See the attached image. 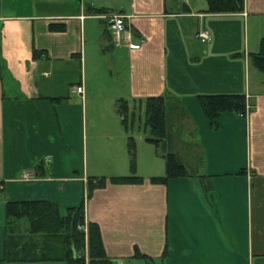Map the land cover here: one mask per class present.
<instances>
[{
	"label": "crops",
	"instance_id": "1",
	"mask_svg": "<svg viewBox=\"0 0 264 264\" xmlns=\"http://www.w3.org/2000/svg\"><path fill=\"white\" fill-rule=\"evenodd\" d=\"M185 7L0 0V264H65L4 260V205L15 201H46L62 215L83 205L112 264H131L135 248L147 264L164 252L166 264H264V75L249 59L264 37V0H244L237 14H207L203 1ZM115 15L126 25L118 35L108 26ZM219 94L245 95L246 117L222 114L211 127L197 97ZM161 95L184 108L192 140L179 148L198 150L202 174L165 185L150 182L157 176L114 184L109 175L89 192V179H100L93 165L115 164L109 144L108 157H98L93 111ZM17 226L27 233L26 221Z\"/></svg>",
	"mask_w": 264,
	"mask_h": 264
},
{
	"label": "trees",
	"instance_id": "2",
	"mask_svg": "<svg viewBox=\"0 0 264 264\" xmlns=\"http://www.w3.org/2000/svg\"><path fill=\"white\" fill-rule=\"evenodd\" d=\"M174 1L176 0H165ZM207 14H237L244 9V0H204ZM178 2V0H177ZM176 2V3H177ZM178 5V3H177ZM179 7L187 11L185 3ZM51 31H60L63 26L50 25ZM250 63L259 73L264 75V37L260 40L259 50L249 56ZM201 109L211 127H215L216 119L222 114L230 113L245 118L250 111L245 95L219 94L199 95L197 97ZM136 105H144V129L149 134L146 142L154 146V153L164 161V176L152 177V184L165 185L168 180L191 177L185 164L177 153L172 152L175 137L174 126L178 128V136L192 140L191 132L186 131V112L178 99L161 95L136 100L130 104L125 99L114 102V111L121 120L125 133H128L127 148L130 154V176L112 177L114 184H139L143 179L134 176L135 173V143L131 137L132 128L136 123ZM171 125V126H170ZM130 132V133H129ZM179 141L177 147L187 142ZM196 158H199L196 156ZM239 175H244L240 170ZM88 181V190L102 188L105 179H97L93 184ZM5 237L4 260L7 262H42L64 261L65 264H112L107 255L100 230L97 224L85 222L83 205L67 209L65 215L59 209L46 201L6 202L4 205ZM27 222V233L22 234L17 229L19 221ZM86 226V233L84 227ZM86 247V249H85ZM165 256V252L163 254ZM134 257L148 260L146 254L137 248Z\"/></svg>",
	"mask_w": 264,
	"mask_h": 264
},
{
	"label": "rangeland",
	"instance_id": "3",
	"mask_svg": "<svg viewBox=\"0 0 264 264\" xmlns=\"http://www.w3.org/2000/svg\"><path fill=\"white\" fill-rule=\"evenodd\" d=\"M191 1H196L197 4H200L203 1L205 4L204 0H191ZM168 2L174 4V1H168ZM177 3L180 5L181 0H178ZM197 10H198L197 8L194 9V11ZM88 109H90V106L88 107ZM134 111L136 115L135 117L136 123L132 128V134H131V137L133 138L135 143V173L133 175L141 179H143L144 176L145 177L164 176V170H165L164 161L155 155L154 146L146 142L145 140L149 132L147 129H144V105H142L141 107H138V105H136V110ZM91 117L95 119L94 127L93 129H91V131L94 133V137L91 131L90 134L92 135L94 141L96 139L95 141L96 149H98L99 147L98 157H100V155L104 157H108L109 150L106 148H107V144H109V148L115 150V164L112 167H107L109 162L103 165H93V169L90 168L91 171L89 170L90 175L96 176L98 178H103V177L107 178V176L109 175L110 177L130 176L132 174L130 171V154L128 152L127 140H126L129 134L125 133L123 126H121L120 123L121 120L118 117V115L114 112V107L113 108H110L109 106L108 108L99 107V109L93 111ZM114 119H116L118 122L117 123V127L119 129L118 131L113 130V126L116 125ZM109 132H111L113 138H111L110 141H107L105 140L104 137L106 136V133ZM118 133H120L121 135L120 137H118L117 135ZM172 133L174 134V137L176 139L174 140L173 143L174 149H172V152L178 154V156L182 159L183 163L186 166L187 171L190 174H196V175L202 174L203 158L195 157V155H198V150L195 148L177 147L179 141H183L185 139L182 138L181 136L180 137L178 136V128L176 126L173 127ZM186 141L188 143L190 139L188 138L186 139ZM98 157H97V161H98ZM84 233H86V226L84 227ZM54 264H60V262H56ZM113 264H118V263L113 261ZM125 264H127V261ZM131 264H147V260L142 258H137ZM155 264H166V256H163L162 259L160 258L155 259Z\"/></svg>",
	"mask_w": 264,
	"mask_h": 264
},
{
	"label": "built area",
	"instance_id": "4",
	"mask_svg": "<svg viewBox=\"0 0 264 264\" xmlns=\"http://www.w3.org/2000/svg\"><path fill=\"white\" fill-rule=\"evenodd\" d=\"M188 0H181V2L186 3ZM108 26L112 33L120 34L125 30V19L122 15H115L108 18ZM196 38L203 44H207L210 40L209 33L206 29H199L196 33ZM130 48H136L135 45H129ZM72 91L78 95H82V87H75ZM26 176H29L28 174ZM1 189V188H0Z\"/></svg>",
	"mask_w": 264,
	"mask_h": 264
}]
</instances>
